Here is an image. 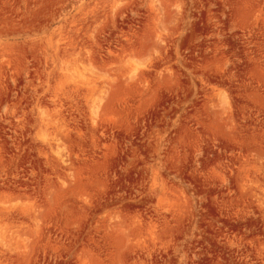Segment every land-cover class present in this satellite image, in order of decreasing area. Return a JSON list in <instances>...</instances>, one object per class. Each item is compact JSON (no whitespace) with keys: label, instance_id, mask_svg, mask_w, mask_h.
Here are the masks:
<instances>
[{"label":"rangeland","instance_id":"obj_1","mask_svg":"<svg viewBox=\"0 0 264 264\" xmlns=\"http://www.w3.org/2000/svg\"><path fill=\"white\" fill-rule=\"evenodd\" d=\"M0 264H264V0H0Z\"/></svg>","mask_w":264,"mask_h":264}]
</instances>
